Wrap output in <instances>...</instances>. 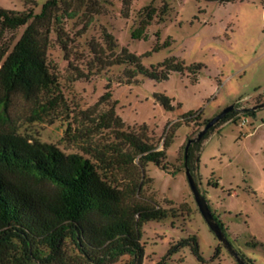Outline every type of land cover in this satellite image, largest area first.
Here are the masks:
<instances>
[{
  "label": "rangeland",
  "instance_id": "1",
  "mask_svg": "<svg viewBox=\"0 0 264 264\" xmlns=\"http://www.w3.org/2000/svg\"><path fill=\"white\" fill-rule=\"evenodd\" d=\"M46 1L36 0L35 13ZM0 8L23 11L26 4L0 0ZM142 21L149 22V39H133L132 32ZM26 27L8 32L7 39L15 45ZM105 31L117 39L116 53L126 47L142 56L147 67L171 57L187 66L202 64L198 81L189 71L156 81L142 75L133 78V67L127 64L101 65L96 56L108 53ZM169 37L171 46L153 51ZM49 38L47 61L57 80L56 95L13 96L0 118V132L14 131L92 160L103 178L128 196L129 203L160 207L167 216L143 225L140 262L123 255L95 263L69 235L56 249L38 244L34 259L14 239L18 251H9L0 264H240L200 212L184 156L188 139L226 106L235 103L242 111L258 105L257 99L264 103V0L226 4L131 0L129 6L122 0H62ZM108 91L112 97L106 101ZM161 93L174 100L173 111L157 101ZM112 106L124 121L122 128L103 125L101 117ZM190 111L195 115L188 124L177 123ZM236 118L204 141L198 182L244 262L264 264V107L254 117L241 112ZM119 130L145 136L158 150L165 149V139L171 135L163 162L166 169L154 163L142 167L138 160L124 163L120 153L128 148L118 138ZM26 180L37 191L53 189L48 182ZM190 237L197 238L201 258L193 255L190 246L180 247Z\"/></svg>",
  "mask_w": 264,
  "mask_h": 264
},
{
  "label": "trees",
  "instance_id": "2",
  "mask_svg": "<svg viewBox=\"0 0 264 264\" xmlns=\"http://www.w3.org/2000/svg\"><path fill=\"white\" fill-rule=\"evenodd\" d=\"M79 1L83 3L85 0ZM89 1L92 3V0ZM205 1L226 4L250 0ZM122 2L124 6L131 4V0ZM61 3L62 0H47L40 13L34 10L36 0H25L26 8L23 11L0 8V118L13 96L32 98L48 92L56 95L58 84L48 65L47 50ZM148 25V21H142L141 26L132 32V38L148 40ZM22 26L27 27L13 45L6 34ZM104 40L108 53L104 55L101 51L96 56L101 65L127 64L133 67V78L142 75L156 81L167 80L175 72L184 74L189 71L194 81H198L202 64L187 66L183 60L171 57L147 67L142 56L126 47L116 53L118 41L113 34L105 31ZM171 43L169 37L162 45L157 44L153 51L169 47ZM111 97L108 91L103 99L109 101ZM156 99L165 109H175L174 100L166 94H157ZM256 101L260 103L258 99ZM247 108L228 113L202 140L191 144L187 156L185 146L184 167L191 170L197 181L204 141L224 123L236 122L241 112L256 116L257 110ZM194 115L193 111L184 113L177 123L188 124ZM101 119L109 129L124 126L114 106ZM117 134L128 148L127 152L120 153L124 163L133 164L138 160L142 167L154 163L166 169L163 162L167 158L166 149L171 145V135L165 139V149L158 150L145 136L123 130ZM27 178L48 182L53 189L50 192L37 191L26 182ZM218 184L215 182V185ZM166 216L167 211L160 207L129 203L128 196L104 179L92 160L79 154H66L53 144L30 141L14 131L0 132V262L9 251H18L14 239L22 243L21 251L34 259L38 244L43 242L56 249L69 235L95 263L113 261L123 255H130L134 262H140L144 255L140 244L143 225ZM224 230L227 232V229ZM179 245L190 246L193 255L201 258L196 237L182 240Z\"/></svg>",
  "mask_w": 264,
  "mask_h": 264
},
{
  "label": "water",
  "instance_id": "3",
  "mask_svg": "<svg viewBox=\"0 0 264 264\" xmlns=\"http://www.w3.org/2000/svg\"><path fill=\"white\" fill-rule=\"evenodd\" d=\"M264 107V103L255 105L253 107H249L247 109H258ZM239 109L236 107V104H230L226 106L223 110H221L219 113H217L215 116L210 118L206 121L204 127L198 132L197 136L189 138L186 145V156L187 152L191 146V144L198 142L204 138V136L208 133V131L218 122H220L222 119H224L228 113L231 111ZM241 110H245L242 108ZM186 175L188 178V182L190 184L191 190L193 192V195L195 197L196 203L199 207L200 212L202 213L204 219L206 220L208 226L212 230V232L216 235V237L219 239L221 243L225 246V248L236 258V260L240 264H246L243 260V258L239 255L238 251L233 247L232 242L229 240L224 227L220 223V221L215 216L214 212L212 211L210 204L206 198V196L202 193L201 188L199 186V182L191 172V170L186 167Z\"/></svg>",
  "mask_w": 264,
  "mask_h": 264
},
{
  "label": "built area",
  "instance_id": "4",
  "mask_svg": "<svg viewBox=\"0 0 264 264\" xmlns=\"http://www.w3.org/2000/svg\"><path fill=\"white\" fill-rule=\"evenodd\" d=\"M246 121H243V124L245 123Z\"/></svg>",
  "mask_w": 264,
  "mask_h": 264
},
{
  "label": "crops",
  "instance_id": "5",
  "mask_svg": "<svg viewBox=\"0 0 264 264\" xmlns=\"http://www.w3.org/2000/svg\"><path fill=\"white\" fill-rule=\"evenodd\" d=\"M257 110V109H256Z\"/></svg>",
  "mask_w": 264,
  "mask_h": 264
}]
</instances>
